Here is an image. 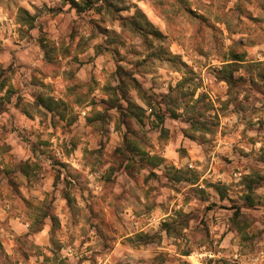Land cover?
<instances>
[{"label":"clouds","instance_id":"9594fccd","mask_svg":"<svg viewBox=\"0 0 264 264\" xmlns=\"http://www.w3.org/2000/svg\"><path fill=\"white\" fill-rule=\"evenodd\" d=\"M0 264H264V0H0Z\"/></svg>","mask_w":264,"mask_h":264}]
</instances>
